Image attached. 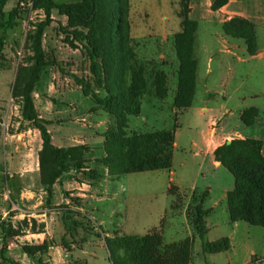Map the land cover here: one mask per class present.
<instances>
[{
	"label": "rangeland",
	"instance_id": "1",
	"mask_svg": "<svg viewBox=\"0 0 264 264\" xmlns=\"http://www.w3.org/2000/svg\"><path fill=\"white\" fill-rule=\"evenodd\" d=\"M71 1L74 0H57L58 3ZM179 2L180 0H129L128 12L131 44L137 59L146 65L147 76L154 71H163L166 74L169 94L164 100L144 96L139 115L128 117L127 130L129 133L180 131L178 143L183 150L175 154L169 170L134 173L109 180L104 183L101 200L89 204L77 202L80 198L75 196L78 192L75 190L70 191L74 193L72 197L74 201H70L66 206L62 195L68 196L70 192L62 193L57 190L50 208L52 211L46 210L44 203H40L45 199L40 186L36 189L38 191L32 199V205H29L25 200L17 198L16 193L12 192L15 188L11 184V178L4 175L3 171L0 172V217L6 220L8 215L12 214V222L16 225L18 220L15 217L22 212L20 209L39 212L44 209L47 220L50 221V233L53 235V241H45L52 244L60 243V231L64 230L62 221L66 226L65 235L72 233L76 244H81L72 232L76 227L84 236L81 246L85 251L80 253V250H77L78 264H107L105 249L96 245L103 230L111 233L120 227L124 232L122 235L142 236L153 229H158L161 230L163 241L167 244L193 236L196 203L187 194L194 174L190 165L189 134L196 135L194 127L200 125V120L195 119L199 108H213L212 114L223 120L227 119L225 118L227 116L231 121L230 129L233 131L239 130V114L245 109L255 108L258 111V118L256 125L249 128V134L264 143V0H237L235 7L243 10L254 25L257 56L253 58L247 54L242 39L223 36L217 17L203 11L197 17H192L197 22L194 43L197 64L195 93L190 110L176 114L171 105L178 68L172 45V32L180 30V19L177 16ZM18 3L21 9L20 18L16 19L17 25L12 30L5 32L4 59L0 62V167L4 171L7 169L6 164L16 166L20 157L27 160L30 168H35L38 153L39 139L29 131L33 129L31 125L20 120L19 104L11 98L10 91L16 70L28 54L25 48L26 34L32 25L44 19V15L39 10L25 13L30 0H11L5 11H10ZM65 23V17L54 11L52 22L43 38L46 53L62 66L65 74L62 75L56 66L48 67L35 87L33 97L40 115L51 121L48 129L54 145L57 147L87 145L91 151L87 154L86 166L92 169L95 167V159L102 154L101 144L98 143L100 136L115 125V119L101 111H94L91 98L83 96L80 88L68 76L73 74L88 77L89 74L88 62L81 54L80 46L76 44L77 49H73L64 43L65 35L60 27ZM223 39L227 43H224ZM233 43H236L238 48L231 47ZM226 49L229 51L226 52ZM160 54L164 55L163 59L159 57ZM96 93L101 98L105 97L102 90H97ZM205 101L207 103H204ZM224 112L227 113L226 116H223ZM199 119L202 117L199 116ZM188 127L193 129L192 132L189 133ZM228 137L234 138V135ZM5 138L8 139L7 142L4 141ZM6 153L8 155L5 157ZM183 162H187L188 165L181 166ZM170 171L173 175L169 174ZM221 171L226 175L227 181L218 173L197 181L198 187L207 180L214 185L210 201L209 199L206 201L202 206L204 208L211 206L220 197L222 188L233 189V177L223 167ZM169 178H172V181H169ZM75 179L84 181L81 175L75 176ZM6 182H9L8 187L5 186ZM168 183L171 186L169 189ZM170 189L173 190V194L169 192ZM173 202L176 208H173ZM13 204H19L20 209ZM225 205L226 200L214 210L208 218L209 224L221 223L228 217L227 209L226 212L224 210ZM66 207L72 209L80 207L83 213L74 211L69 214ZM13 208L15 209L12 210ZM245 225L252 230L238 233L233 254L224 252L204 255L201 252L200 240L195 238L190 264H254L256 260L258 263L264 262V228ZM34 229H40L37 222ZM214 233L212 232L209 237L223 236L225 228L222 227L216 235ZM25 240L42 243L40 240L35 242L30 238H20V241ZM8 248L9 257H24L15 244H9ZM250 249L257 259L248 255ZM40 256L42 264H49L50 256L38 255ZM27 257L23 258L27 264H38L39 259L36 257Z\"/></svg>",
	"mask_w": 264,
	"mask_h": 264
},
{
	"label": "trees",
	"instance_id": "2",
	"mask_svg": "<svg viewBox=\"0 0 264 264\" xmlns=\"http://www.w3.org/2000/svg\"><path fill=\"white\" fill-rule=\"evenodd\" d=\"M11 0H0V62L4 59L5 32L12 30L20 18L18 5L6 12ZM210 10L218 11L229 0H210ZM42 11L44 19L32 25L26 34L25 48L28 54L18 66L11 87V98L19 104L20 117L39 132L41 148L37 153L39 185L45 194L44 205L50 209L54 200V185L65 174L74 171L84 179L95 182L115 180L121 176L169 170L172 161L174 131L161 130L129 133L127 119L138 116L144 96L164 100L168 96L167 76L163 71L146 75V65L137 59L131 44L128 20L129 0H74L58 3L57 0H30L25 13ZM65 17L60 30L64 43L80 52L88 62V77L70 76L85 97H90L94 111H101L115 119V125L107 130L101 145L102 154L95 159V167L86 166L90 148L85 144L57 147L52 143L49 121L42 119L34 104L33 93L45 70L56 66L62 75V66L46 53L43 47L44 33L52 22V13ZM177 16L180 31L172 38L178 62L176 90L173 107L177 112L191 106L195 93L196 60L194 58L197 22L189 18V0H180ZM226 37L244 41L249 56L256 53L254 25L247 19L235 16L222 25ZM77 44V45H76ZM105 92L101 98L96 91ZM258 118L255 108L240 114L246 127L253 126ZM264 143L256 139L226 141L213 152L214 160L227 170L234 180L233 189L226 194V206L230 223L244 222L264 228ZM0 171L2 168L0 167ZM169 192L173 194V190ZM178 196V195H177ZM206 193L200 195L194 207V235L191 238L164 243L161 230L153 229L142 236L105 237L104 244L109 264H190L194 239L201 242V252L219 254L229 250V240L222 238L207 242L205 218L209 211L202 204ZM175 202V201H174ZM173 202V208L175 203ZM67 213H74L66 210ZM13 215L0 217V264H20L8 256V246L13 243L29 257L46 253L50 242L20 241L30 233H43L44 224L35 230L34 219L12 222ZM38 264H42L39 259ZM45 264V263H44Z\"/></svg>",
	"mask_w": 264,
	"mask_h": 264
},
{
	"label": "crops",
	"instance_id": "3",
	"mask_svg": "<svg viewBox=\"0 0 264 264\" xmlns=\"http://www.w3.org/2000/svg\"><path fill=\"white\" fill-rule=\"evenodd\" d=\"M236 3H237V0H229L228 3L224 7H222L221 9H219L216 12H213L210 10V5H211L210 0H189V18L191 20L195 21V19H193L192 17H197L203 11L206 14H210L212 16L217 17L219 19L218 22H219L221 29H222L223 23H225L226 21L230 20L231 18H233L235 16L249 20L248 16L245 14V12L243 10H238L235 8ZM179 31H173L172 36H174ZM223 42L227 43L226 41H224V39H223ZM256 45H257V40H256ZM231 47L238 48V45H236V43H233V44H231ZM228 51L229 50L226 49V52H228ZM255 56H257V52L255 53V55L250 56V58H253ZM159 57L163 59L164 55L160 54ZM194 58H195V55H194ZM210 59L211 58H209L208 61H210ZM175 90L173 91V94H172V103H171L172 110L176 114L182 113V112L183 113L188 112L190 110L191 106L182 110L181 112H177L176 109L173 107V98L175 95ZM168 94H169V92H168ZM204 103H207V101H205ZM34 104H35V108H36L39 116L42 119L49 121L51 124L50 119L49 120L45 119L40 115V112L37 108L35 100H34ZM44 105L46 106V104H44ZM7 108H9V106ZM7 111H8V109H6V112ZM212 111H213V108H205V107L199 108L198 114H197L195 119L200 120V123H199L200 125H199V127H194V131H195L196 135L191 136L189 134L190 162H191L190 165L193 168L192 173H194V174L192 175L193 180L191 182L190 191L187 194H188L189 198H193L195 201V199H197L200 195H202L203 193H206V198H205L202 206L206 203V201L208 199H209L208 201H210V194L212 193L214 185L212 184L211 181H208L206 179L207 181L205 182V184L198 187L197 181L200 178L204 179V178L208 177L209 175H211V177H212V175L217 174V173L220 175V177H222L225 181H227L226 175H224V173H222V171H221V166H220L219 162L214 160V157H213L214 150L217 147H219L220 145H222L223 143H225L226 141H230L234 138L259 140L257 138H252L249 134V128L250 127L244 126L243 123L241 122L240 114L242 112L239 114V126H238L239 130L233 131L230 129L231 121L226 116L227 115L226 112L223 113V116H226L225 118H227V119L223 120V118L212 114ZM228 114H230V112ZM199 116H201L202 119H199ZM20 120L22 121L21 117H20ZM21 121L19 122V124L21 123ZM255 125H256V123L253 126H251V128L254 127ZM192 130H193L192 128L188 127L189 133L192 132ZM29 131H32L34 133V135L37 136L39 139L38 143H37L38 144L37 152H38L41 148V139L39 136V132L35 129H32V130L30 129ZM20 135H24V134H20ZM230 135H234V138L228 137ZM180 136H181L180 131H174V144H173L171 165L173 164L175 154H177V152L179 150H183V148L178 143V139ZM7 140H8L7 138L4 139L5 142H7ZM102 142H103V137L100 136V141L98 143L102 145ZM52 143L54 144L53 137H52ZM70 146H74V145H70ZM7 155L8 154L6 153L5 157ZM26 162H27V160L25 158L20 157L18 164L16 166L12 167L10 164H6V167H7L6 170L7 171L6 170L4 171L3 168H2V171H3L4 175H7L8 178H11V184L16 189V190L13 189L12 192L14 194L16 193L15 195L17 196V198L19 200H23V201L25 200V202L29 203V205H32V199H33L34 195H36V193H37L36 191H38L36 189L38 186H40L39 185V175H38V161L36 163L35 168L34 167L30 168ZM180 165L185 167L188 165V163L183 162ZM8 170H12L13 173L8 172ZM2 171H0V172H2ZM9 173H10V175H9ZM169 174L173 175V172L170 171ZM77 175H81V173L71 171V172L63 175L57 181V183L54 185V194H56L57 190H60L62 193L76 190L78 192L75 194V196L80 198V199H78L77 202L82 201V202H85L86 204H89L90 202L101 200L100 196L102 195V188H105L104 183L108 182L109 180L103 179V180H99V181H95V182H89L88 180L83 179L84 181H78V180L76 181L75 176H77ZM168 180L172 181V178H169ZM8 184H9V182H6L5 186L8 187ZM170 187L171 186L168 183L167 189H169ZM229 189L230 188H228V187L222 188L220 197L216 201H214L211 206H209L208 208L203 207V209L209 211L208 215L206 216V218L204 220L205 221V227L207 229L206 241L207 242H214V241L220 240L222 238H227L229 240L230 248L226 252H231V254H233L238 233L239 234L245 233L246 231L252 230V229H248L247 225H245L246 223H244V222L230 223L228 217H226V219L221 223L212 222L209 224V221H208L209 220L208 218L214 212V210L217 209V207L220 205V203H222L224 200H226V194H227V192L230 191ZM40 190L44 194L41 187H40ZM73 196H74V193H72V192H70L68 194V196L66 194H65V196L62 195L63 201L65 202L66 206L70 203V201H72V200L74 201V199H72ZM40 203H43V200H41ZM195 203L197 204V201H195ZM196 204H194V206ZM18 205L16 204L14 206H16L17 209H20V207ZM226 209H227V206L225 205L224 206L225 212H226ZM43 210H41L39 212L38 210L37 211L36 210L35 211H24V210L20 209V211H22V212H19L16 215L15 218H17L16 220H18V221L26 218L28 220L34 219V220H36V222L38 224H44V230H43L44 232L43 233H39V234L37 233L36 234V233H30L29 231H26V235L24 236L26 239L27 238L33 239L35 242L37 240H40L41 242L44 240L53 241V235H51L50 230H49L50 221L47 220L46 213ZM46 210L52 211V209H48V208H46ZM66 210H70L73 212L76 211L80 214L83 213L82 208H80V207H76L74 209H72L70 207H66ZM226 216H227V213H226ZM62 226H63L62 229L64 228V230H62V232L60 231V243L59 244H57V243L52 244V242H51L52 246L49 247L47 252L42 254V255L43 256H50L49 264H78L79 256L77 255V253H79V252H77V250H80V253L85 252L84 250H82V246H81L82 241L84 240V236L75 227V229L72 230L73 235L76 237L78 242L81 243V244H76V242L74 241V239L72 237V233H67L68 235H65L66 226L64 225L63 221H62ZM222 227L225 228V234H223V236L220 235V236H215V237H209L212 234V232L213 233L215 232L214 234L216 235L221 230ZM254 227H256V226H254ZM253 230H256V229H253ZM123 233L124 232L120 227L116 228L111 233L108 232V230H103V233L101 232L100 238H99L98 243L96 245L101 246L106 251L105 244H104V238L105 237L121 236ZM193 235H194V229H193ZM222 253H224V252H222ZM248 255L250 257L254 256L255 259H257L256 256L254 255V252L251 249L248 250ZM23 256H24L23 258H28L27 255H25V254H23ZM10 258L19 262L20 264H27L25 259H23V258H14V257H10ZM39 258H41V256L38 257V255H37L36 259L38 260ZM106 258H107V251H106ZM107 264H109L108 261H107ZM254 264H264V262L258 263V261L256 260L254 262Z\"/></svg>",
	"mask_w": 264,
	"mask_h": 264
},
{
	"label": "built area",
	"instance_id": "4",
	"mask_svg": "<svg viewBox=\"0 0 264 264\" xmlns=\"http://www.w3.org/2000/svg\"><path fill=\"white\" fill-rule=\"evenodd\" d=\"M15 208H13L12 210H14ZM11 210V209H10ZM4 215H6V214H4Z\"/></svg>",
	"mask_w": 264,
	"mask_h": 264
}]
</instances>
